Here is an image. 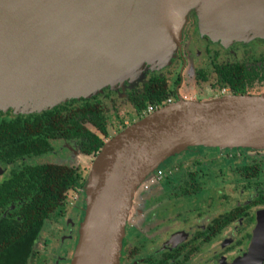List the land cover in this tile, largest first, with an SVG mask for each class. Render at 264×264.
Listing matches in <instances>:
<instances>
[{"label": "water", "instance_id": "obj_1", "mask_svg": "<svg viewBox=\"0 0 264 264\" xmlns=\"http://www.w3.org/2000/svg\"><path fill=\"white\" fill-rule=\"evenodd\" d=\"M253 9L264 12V0H0V109L50 111L168 66L192 11L215 41L264 37ZM191 147L264 150V94L180 98L107 140L91 168L72 264H120L139 187Z\"/></svg>", "mask_w": 264, "mask_h": 264}, {"label": "rangeland", "instance_id": "obj_2", "mask_svg": "<svg viewBox=\"0 0 264 264\" xmlns=\"http://www.w3.org/2000/svg\"><path fill=\"white\" fill-rule=\"evenodd\" d=\"M253 10L255 26L264 27V12L256 9ZM192 13L194 15L191 17ZM197 13V11H192L189 14L188 21L183 30L181 46L177 51L176 57L168 66L153 69L151 73L166 74L169 79V86L172 89H179L184 100L204 102L232 94L230 91L223 90L219 86L217 76L214 73V65L210 59H205L206 56L199 58L189 55L187 59L185 58L186 61H184V49L188 47L187 45L193 43L194 40L197 43V40L203 37L198 29ZM250 18L251 16L246 20L241 18V25L251 24ZM202 35L205 36L203 33ZM249 35L250 39L245 38L244 40L250 41L255 39L252 33ZM256 38L264 37L259 35ZM263 43L259 44L256 42V44H249L247 45V49L244 47L243 51H247V57L245 56V58L244 53L241 52L232 54L229 60L227 59L229 56H222L218 63H235L246 58H259V55L264 53ZM182 49L183 57H180L179 52ZM194 49L200 50V56L203 54L204 50L201 49V46L198 45L196 48V45H194ZM223 60L227 61L223 62ZM202 69L208 75L207 81H201L196 77L197 71ZM179 75H181L180 82H178ZM143 78L140 77L134 83L141 81ZM255 86L250 92L256 93L254 95L264 94V82H257ZM116 92L114 91L110 99L105 97V89L103 93L98 95L109 115L107 122L109 139L146 117L142 118L136 113L127 101L123 91L117 94ZM0 112L5 115L3 116L4 118L8 117L7 115L10 112L12 115H17L11 109L8 111L0 109ZM51 143L53 150L48 155L25 159L16 166L22 168L23 166L50 163L74 167L84 166L86 170H91L95 160L94 157L78 156L74 151L70 152L64 140H55L51 141ZM202 151H204V154L198 155ZM174 158H177L179 161L182 160L184 163L182 174L187 173L189 170L198 173V180L203 184L202 191L197 195H185L183 193L186 186L184 184L185 176L182 175L177 178L164 180L148 194L141 195L139 193L137 195L135 207H132L129 215L126 233V240L130 246L139 250V253L135 257V264L145 262V259L152 251L151 247L155 244L161 245L160 243L167 240L172 233L182 230L197 231L202 226H206L213 218L232 210L238 204H243L247 200L253 199L257 192L264 188V150L191 147L167 160ZM167 160L156 171L162 170L164 172L165 168L163 165ZM254 163L261 165V175L259 178L247 180L243 177L241 169L245 165H253ZM152 176H154V173L146 179L145 186L151 184V180L154 178ZM7 177H9V173L0 178V181H3ZM81 198L86 207V194ZM81 198L77 193L72 191L68 194L62 207L67 214L59 222L49 221L47 223L38 242V250L43 258L35 260L33 264H44V258L48 259V264H72L83 220L80 222L76 238L70 237L71 228L65 227L63 223L67 217L73 215L72 213L78 207L77 200ZM246 233L237 234L234 226L228 228L222 236L212 243H201L199 253L194 256L195 261L205 262L225 254L228 257L236 256L239 253L238 251L243 249L244 235ZM229 238L234 240L233 244L225 242ZM225 243L227 247L224 248L223 244ZM262 263L264 264V257L260 259L258 264ZM123 264H128V261L124 259ZM129 264H132L131 261Z\"/></svg>", "mask_w": 264, "mask_h": 264}, {"label": "trees", "instance_id": "obj_3", "mask_svg": "<svg viewBox=\"0 0 264 264\" xmlns=\"http://www.w3.org/2000/svg\"><path fill=\"white\" fill-rule=\"evenodd\" d=\"M215 72L219 85L229 87L237 95L252 93L255 82L264 80V76L251 74L243 64L215 66ZM148 73L140 81L142 89L130 93V100L140 113L148 106H166L173 96L166 77ZM101 104V99L94 97L74 99L42 113L10 112L4 118L0 112V163L47 154L52 150L49 140L57 138L78 142L84 154L96 158L109 139ZM90 172L43 164L14 172V178L0 186V264H29L36 255L35 246L46 221H58L63 216L62 207L71 191L86 193Z\"/></svg>", "mask_w": 264, "mask_h": 264}, {"label": "flooded vegetation", "instance_id": "obj_4", "mask_svg": "<svg viewBox=\"0 0 264 264\" xmlns=\"http://www.w3.org/2000/svg\"><path fill=\"white\" fill-rule=\"evenodd\" d=\"M194 14H191V17ZM192 34V31H191ZM201 37L199 40L196 41L194 40L193 43L187 45L184 49V59H187V56L192 55V56H197L199 58L205 57V59H210V61L214 65V73L217 75L215 72V66H225V65H236V64H243L245 65L250 73H258L260 77L264 76V53L259 55V58H246L242 61H238L235 63H218L219 59L222 56H229L227 59L229 60L230 56L232 54H238L243 52L244 53V58L245 56L247 57V51H243V48L245 47L247 49V45L249 44H256L261 42H264V38H255L253 40L247 41V40H242V41H234L229 44H223L222 41H214L208 36H204L201 34ZM264 44V43H263ZM194 45H196V48L201 46V49H203V54L200 56V50L199 49H194ZM184 48V47H182ZM243 55V54H242ZM179 56L183 57V49L180 50ZM186 59L184 61H186ZM227 60H223V62H226ZM196 62V60H195ZM263 64V65H260ZM205 73L203 77L198 76V73ZM148 75H157V76H164L166 77L168 84H169V79L166 76V74H158V73H151L149 72ZM196 77L201 80V81H207L208 80V75H206L205 70H198L196 73ZM218 80V77H217ZM181 81V75L178 77V82ZM264 82V80H257V82ZM218 82V81H217ZM139 83V84H138ZM142 82L140 83H129L126 82L125 84L117 86L115 89L111 88H106L105 89V97L106 98H111L113 96L114 91L119 92H124L127 101L130 103V105L133 107V109L136 111V113L144 118L145 116H148L150 113L149 108L152 106H148L144 111L141 113L138 112V110L135 108L133 102H131L130 98L131 95L130 93L133 92H139L142 89ZM180 85V84H179ZM220 86V85H219ZM119 87V88H118ZM221 87V86H220ZM170 91L173 92V96H171L172 103L178 101L180 98L184 99L180 90L179 89H172L170 86ZM223 90H228L233 94L232 90L229 87H222ZM251 95H254L256 93H249ZM100 98V96H94ZM93 97V98H94ZM91 98V99H93ZM102 101V100H101ZM101 107L104 109V113L107 117V122L109 119V115L106 112V109L103 107V102L101 104ZM153 109L157 108L155 106L152 107ZM107 128H108V123H107ZM98 133V131H96ZM99 134V133H98ZM55 140H64L67 143V147L69 151H74V153L79 156H85V157H93L90 155H86L82 152L81 147L78 142H75L74 140H66V139H50L49 142L52 146L51 141ZM53 150V146H52ZM51 150V151H52ZM51 151L49 153H51ZM248 151V150H245ZM40 155V156H23L19 161L16 163H0V178H3L6 173H9V177L4 179L3 181H0V186L3 185L5 182L10 181L12 178H14V172L16 171H21L24 167H35V166H23L22 168H18L16 165L19 162H23L25 159H32V158H39L48 155ZM204 151L199 152L198 155H203ZM177 162V163H175ZM50 164V163H49ZM43 165V164H41ZM57 165H64V164H57ZM69 166V165H65ZM73 167L76 169H79L83 173H89L91 170H86L84 166H69ZM165 168L163 175L156 179L155 181L151 182V184L145 186V181L141 184L139 187L137 194L135 195L134 198V203L133 207H135L136 203V198L137 195L140 193L141 195L148 194L151 192L154 188H156L158 185H160L164 180H167L169 178H177L179 176L184 175V184L185 189L183 193L185 195L191 196V195H197L202 191V183L199 182L198 180V173L193 170L187 171V173L182 174L183 170L182 168L184 167V163L182 160H178L177 158L167 160L166 163L163 165ZM162 167V168H163ZM261 165L258 163H254L253 165H245L241 169V173L243 177L247 180L250 179H255L259 178L261 175ZM154 175L156 173V170L153 172ZM152 173V174H153ZM151 174V175H152ZM153 177V176H152ZM194 178V182L192 179ZM162 180V181H161ZM264 186V185H263ZM144 187V188H143ZM74 192V191H72ZM77 193L80 198L84 195L83 192H75ZM83 199L77 200L78 204L76 207V210L73 215L70 217H67L64 220L63 225L65 227H70V237L71 238H76L78 236V229L80 222L84 220L85 215H86V207L85 203L82 201ZM66 201V200H65ZM63 210V209H62ZM63 216H61L58 221L56 220H48L45 223V226L49 221H55L59 222L61 219H63L66 216L65 210H63ZM5 216L7 214H4ZM129 221V220H128ZM128 225V223H127ZM44 226V228H45ZM234 226L236 229L237 234L241 233H246L244 235V246L243 249L239 250L236 256L228 257L226 254L222 255L221 257H217L214 259H209L205 262H197L194 259V256L199 253V250L201 249V243L205 244H210L213 241L217 240L222 234L224 233L225 230L228 228ZM220 227V228H218ZM128 228H126V233H127ZM44 231V229H43ZM42 231V233H43ZM41 233V235H42ZM80 235V234H79ZM41 237V236H40ZM40 239V238H39ZM39 242V240H38ZM38 242L35 246V251L36 255L32 257L29 261V264H33L35 260H40V258H43L40 251L38 250ZM225 242L232 243L234 240L229 238V240H226ZM161 245L155 244L152 248V251L150 252L149 256L145 259V262L142 264H258L260 262V259L264 257V188H262L260 191L257 192L255 197L253 199L247 200L243 204H238L236 205L235 208H233L230 211H227L215 218H213L206 226H202L201 229L197 231H190V230H182V231H176L170 235V237L160 243ZM223 247H227L226 243L223 244ZM225 250V249H224ZM227 250V248H226ZM228 252V251H226ZM139 253V250L137 248H132L128 241L126 240V235L124 238V246L122 248V256H121V261L120 264H123V260L125 259L126 261L133 264L135 261L136 255ZM66 251V255H67ZM44 264H48V259L44 258ZM42 260V261H43ZM135 264V263H134ZM263 264V263H262Z\"/></svg>", "mask_w": 264, "mask_h": 264}, {"label": "bare ground", "instance_id": "obj_5", "mask_svg": "<svg viewBox=\"0 0 264 264\" xmlns=\"http://www.w3.org/2000/svg\"><path fill=\"white\" fill-rule=\"evenodd\" d=\"M212 24H213V21H210ZM224 30H229L230 31V28L229 27H227V28H225ZM207 31V33L208 34H210V35H212V30H210V29H206L205 30V32ZM228 33H230V32H228ZM222 40V42H223V44H229V43H231V42H234V41H237V39H235V37L233 36L232 37V34H230V35H225V37L223 38V39H221ZM140 65L141 64H138L137 66L138 67H140Z\"/></svg>", "mask_w": 264, "mask_h": 264}, {"label": "built area", "instance_id": "obj_6", "mask_svg": "<svg viewBox=\"0 0 264 264\" xmlns=\"http://www.w3.org/2000/svg\"><path fill=\"white\" fill-rule=\"evenodd\" d=\"M171 101H172L171 98L168 99V101H167V105H168V104H171V103H172ZM156 110H158V108L153 109L152 107H150L148 112H149L150 114H152V113L155 112ZM162 175H163V171H162V170H158V171H156L155 175L153 176L154 178L151 180V182H153V181H155L156 179L160 178ZM150 176H151V175H150ZM150 176H148V177H150ZM151 178H152V177H151ZM151 178H150V179H151Z\"/></svg>", "mask_w": 264, "mask_h": 264}]
</instances>
